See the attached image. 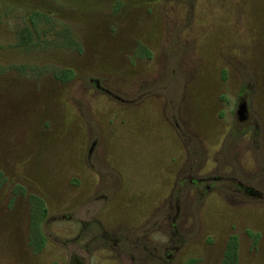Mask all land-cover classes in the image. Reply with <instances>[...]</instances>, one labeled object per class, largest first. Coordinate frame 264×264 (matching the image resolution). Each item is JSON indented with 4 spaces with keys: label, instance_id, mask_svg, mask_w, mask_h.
Listing matches in <instances>:
<instances>
[{
    "label": "rangeland",
    "instance_id": "1",
    "mask_svg": "<svg viewBox=\"0 0 264 264\" xmlns=\"http://www.w3.org/2000/svg\"><path fill=\"white\" fill-rule=\"evenodd\" d=\"M72 256L264 264V0H0V264Z\"/></svg>",
    "mask_w": 264,
    "mask_h": 264
},
{
    "label": "water",
    "instance_id": "2",
    "mask_svg": "<svg viewBox=\"0 0 264 264\" xmlns=\"http://www.w3.org/2000/svg\"><path fill=\"white\" fill-rule=\"evenodd\" d=\"M236 119L238 121H245L248 118V110L246 107V103L243 100H240L236 110Z\"/></svg>",
    "mask_w": 264,
    "mask_h": 264
},
{
    "label": "trees",
    "instance_id": "3",
    "mask_svg": "<svg viewBox=\"0 0 264 264\" xmlns=\"http://www.w3.org/2000/svg\"><path fill=\"white\" fill-rule=\"evenodd\" d=\"M70 77H71V74L70 73H68L67 75L64 76L65 80H68ZM65 80H63V81H65ZM41 207L43 209V210H41V213H42L41 218H45L46 217V214H47V211H46V209L44 207V204H41ZM43 236H45V235H43ZM45 238H46V236H45ZM35 252L38 253L39 250L38 251H35ZM72 257H73V260L70 262V264H83L82 263V260H78V258L77 257H74V256H72Z\"/></svg>",
    "mask_w": 264,
    "mask_h": 264
},
{
    "label": "flooded vegetation",
    "instance_id": "4",
    "mask_svg": "<svg viewBox=\"0 0 264 264\" xmlns=\"http://www.w3.org/2000/svg\"><path fill=\"white\" fill-rule=\"evenodd\" d=\"M239 101H240V100H239ZM191 183H197V182H193V181H191ZM245 190H246V193H248V194L251 193L250 190H247V189H245ZM251 194H252V193H251Z\"/></svg>",
    "mask_w": 264,
    "mask_h": 264
}]
</instances>
